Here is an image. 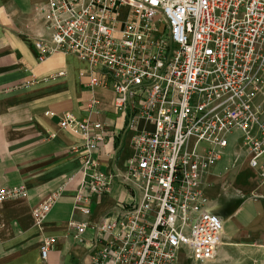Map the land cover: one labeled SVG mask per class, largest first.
<instances>
[{
  "label": "built area",
  "instance_id": "obj_1",
  "mask_svg": "<svg viewBox=\"0 0 264 264\" xmlns=\"http://www.w3.org/2000/svg\"><path fill=\"white\" fill-rule=\"evenodd\" d=\"M38 10L49 35L48 44L32 43L36 61L60 52L85 62L87 88L109 90L132 132V157L115 175L128 200L93 223L68 222L86 246L79 264L210 260L221 222L206 212L202 178L229 134L240 133L249 168L264 176V0H44ZM58 127L82 139L72 208L88 216L91 199L111 183L93 157L102 125L63 113ZM24 197L22 187L0 189V203ZM53 201L33 216L43 217ZM87 229L91 240L83 243ZM52 242H41L40 259Z\"/></svg>",
  "mask_w": 264,
  "mask_h": 264
},
{
  "label": "crops",
  "instance_id": "obj_2",
  "mask_svg": "<svg viewBox=\"0 0 264 264\" xmlns=\"http://www.w3.org/2000/svg\"><path fill=\"white\" fill-rule=\"evenodd\" d=\"M43 3L0 0V189L25 190L24 198L0 203V264H79L86 246L73 239L68 222L93 223L115 202L128 200L115 175L132 157V132L113 109L109 90L87 88L85 62L60 52L36 61L32 43L48 44L38 10ZM262 82L264 91V74ZM24 83L30 85L22 88ZM91 100L96 104L89 110ZM63 113L98 122L104 133L93 157L111 177L110 189L91 199L88 216L72 208L82 139L58 127ZM142 125L138 121L136 126ZM248 158L240 133L233 131L219 160L203 175L205 209L220 220L221 232L214 256L195 264H264V176L249 168ZM48 197L54 199L49 210L35 218L33 209ZM80 237L87 243L91 232ZM44 239L53 242L42 260L38 249Z\"/></svg>",
  "mask_w": 264,
  "mask_h": 264
},
{
  "label": "rangeland",
  "instance_id": "obj_3",
  "mask_svg": "<svg viewBox=\"0 0 264 264\" xmlns=\"http://www.w3.org/2000/svg\"><path fill=\"white\" fill-rule=\"evenodd\" d=\"M125 12H126V10L121 8V9L119 10V16H120L121 18L124 17ZM229 137H230V136H229ZM231 138H233V137L231 136L229 139L232 140ZM235 139H237V138H235ZM176 262L179 263V264H195V263H193V262H189V261H187L186 258H185V256H182V255H180V256H178V257L176 258Z\"/></svg>",
  "mask_w": 264,
  "mask_h": 264
}]
</instances>
